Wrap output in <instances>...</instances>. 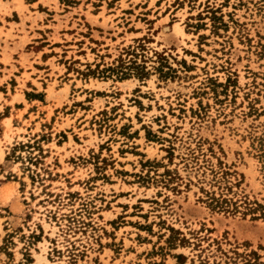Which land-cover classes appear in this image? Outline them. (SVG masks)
Wrapping results in <instances>:
<instances>
[{"label":"rangeland","instance_id":"rangeland-1","mask_svg":"<svg viewBox=\"0 0 264 264\" xmlns=\"http://www.w3.org/2000/svg\"><path fill=\"white\" fill-rule=\"evenodd\" d=\"M24 1L0 0V264H264V218L206 193L264 202V0Z\"/></svg>","mask_w":264,"mask_h":264},{"label":"trees","instance_id":"trees-1","mask_svg":"<svg viewBox=\"0 0 264 264\" xmlns=\"http://www.w3.org/2000/svg\"><path fill=\"white\" fill-rule=\"evenodd\" d=\"M215 183L217 189L206 191L210 206L225 213L250 214L254 218H264V202L233 191L232 185L227 181L222 183V179L218 178Z\"/></svg>","mask_w":264,"mask_h":264},{"label":"crops","instance_id":"crops-1","mask_svg":"<svg viewBox=\"0 0 264 264\" xmlns=\"http://www.w3.org/2000/svg\"><path fill=\"white\" fill-rule=\"evenodd\" d=\"M8 2L10 3L9 6H14L18 3H12L11 0H8ZM39 0L35 3L36 5H33V0L31 2H26L25 1L23 2L24 5H26V8L25 7H21L20 10H17L16 7L15 8H12L10 11H40V10H35L36 8L35 7H38L39 6Z\"/></svg>","mask_w":264,"mask_h":264},{"label":"bare ground","instance_id":"bare-ground-1","mask_svg":"<svg viewBox=\"0 0 264 264\" xmlns=\"http://www.w3.org/2000/svg\"><path fill=\"white\" fill-rule=\"evenodd\" d=\"M175 28L178 29V27L175 25Z\"/></svg>","mask_w":264,"mask_h":264}]
</instances>
